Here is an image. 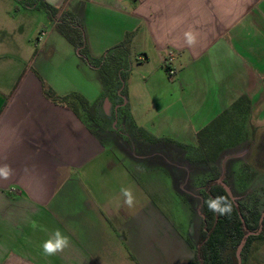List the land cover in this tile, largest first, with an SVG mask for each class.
Returning <instances> with one entry per match:
<instances>
[{"label": "crops", "instance_id": "0c3cea01", "mask_svg": "<svg viewBox=\"0 0 264 264\" xmlns=\"http://www.w3.org/2000/svg\"><path fill=\"white\" fill-rule=\"evenodd\" d=\"M8 1L0 0V167L13 174L0 179V264H163L173 256L164 248L154 261L143 251L149 206L159 215L147 187L70 108L44 95L43 83L66 94L32 71L35 52L19 43L21 8ZM44 1L62 7L52 25L65 11L80 17L91 57L99 43L107 54L130 35L128 45L155 60L165 83L201 103L199 131L242 97L251 101L249 118L264 120V0ZM186 31L197 35L192 47ZM67 51L69 60L78 55ZM121 188L132 189L134 207L124 205ZM57 229L70 246L46 256L42 244Z\"/></svg>", "mask_w": 264, "mask_h": 264}, {"label": "rangeland", "instance_id": "374dc122", "mask_svg": "<svg viewBox=\"0 0 264 264\" xmlns=\"http://www.w3.org/2000/svg\"><path fill=\"white\" fill-rule=\"evenodd\" d=\"M6 4L5 0L3 7ZM19 7V43L21 52L26 47L35 52L32 71L41 79L43 76L46 80L59 84L56 86L66 94L65 97L78 95L90 106L96 105L102 98L96 121L81 112L85 122L94 128L106 147L113 150L121 158V162H125L139 177L147 187L150 199L157 205L159 215L153 218L150 212L154 206H149L148 231L144 229L142 234L147 243V247L143 249L146 257L151 261L157 260L159 251L164 248V252L173 256H169V259L166 257L163 264H192L201 239L204 183L210 174L206 164L193 165L188 162L179 144H197L199 127L196 126L206 122L205 116L203 119L201 112L197 111L201 103L191 101L186 93L187 89L182 92V87L177 89L165 83L163 77L167 78L160 70L155 69V60L152 58L150 63L147 62L138 44L131 47L128 45L131 53L121 74L117 76V87L113 95H109L99 72H94L76 53L70 60L67 55H63L66 50L69 53L74 48L61 34L58 26L52 25L45 8L31 7L32 10H29L26 6ZM58 39L60 45L56 41ZM115 40L117 38L100 41ZM130 41L129 35L123 42ZM89 42L91 43L90 38ZM98 46L100 49H95V57H91L97 64L106 54L101 51L102 44L99 43ZM53 48L58 51L55 53ZM63 57L67 64L64 67L60 65L58 69ZM139 57L144 60L141 61ZM104 98L110 100L107 107L104 105ZM140 128L163 141L155 144L144 140L136 131ZM112 135L116 141L109 140ZM233 138L238 139V145L225 152L219 161L222 179L224 182L228 179V184L231 182L232 187L237 190V173L234 174V171L249 166L257 175L251 180L250 189L243 193L251 197L255 194L264 197V120L249 118L239 134L233 133ZM236 192L234 196L237 201H250L245 200L248 198L246 194ZM166 221L165 225L162 224ZM171 261L173 262L169 263ZM236 263L238 264V260ZM242 264H264V242H254L251 251L242 259Z\"/></svg>", "mask_w": 264, "mask_h": 264}, {"label": "trees", "instance_id": "16d2710c", "mask_svg": "<svg viewBox=\"0 0 264 264\" xmlns=\"http://www.w3.org/2000/svg\"><path fill=\"white\" fill-rule=\"evenodd\" d=\"M15 1L17 2L15 11L19 9V6L43 7L51 21L56 19L60 11L44 0ZM57 26L61 34L78 52V55L91 67L97 68L105 86V91H108L109 95H113L117 87V76L121 74L122 67L125 65L126 59L130 55L128 42H123L121 45L110 50L97 64L88 52L83 23L80 17L72 12L65 11L58 19ZM170 69L168 65L165 66L169 78L172 79L173 76L169 74ZM43 90L44 95L48 99L53 101V103L65 105L70 108L85 124L87 123L81 112L86 113L89 118L96 121L98 117L96 105L90 106L78 95L72 97L58 96L44 83ZM250 108L251 101L246 97L240 98L229 110L223 112L219 117L215 118L198 132L197 144L195 146L179 144L188 162L193 165L206 164L210 174V177L206 179L204 183L201 206L203 213L201 239L199 246L196 248L192 264H237L236 252L246 234L259 232L260 219L264 212V200L262 201L264 197L260 194H255L251 197V195L248 196L247 193H243L250 189L251 182L253 181L252 179L257 175L256 171H253L249 166H243L237 171H234V174L237 173L235 174L237 190L232 187L231 182L230 185L228 184V179L227 182L225 181V183L231 187V190L233 189V195L236 196V191L246 194L248 198L245 200L250 199L247 203L244 201L234 202L223 186L218 183V179L221 176L219 161L225 152L231 151L238 145V139L233 138V133L239 134L241 132V128L249 119ZM87 126L89 131L101 140L94 128L89 125ZM136 131L140 137L148 142L156 144L163 141L149 134L144 129L140 128L136 129ZM112 138H109V140H117ZM101 142L105 144L102 140ZM218 195L228 196L229 200L232 202L233 210L230 215L221 216L208 210L204 203L205 200ZM256 241L264 242V219L262 222V230L259 234L250 235L246 239V244L241 254L243 260L247 253L251 251L252 245Z\"/></svg>", "mask_w": 264, "mask_h": 264}, {"label": "clouds", "instance_id": "9594fccd", "mask_svg": "<svg viewBox=\"0 0 264 264\" xmlns=\"http://www.w3.org/2000/svg\"><path fill=\"white\" fill-rule=\"evenodd\" d=\"M184 41L189 46L192 47L196 44L197 35L193 31H186L184 33ZM13 174V169L5 164L0 167V179L7 180ZM121 195L124 198V205L128 208L135 206V197L133 191L130 188H121ZM209 211L217 215H230L233 210L232 202L229 200L228 196H215L210 197L204 202ZM33 229L38 227L36 221H31L30 225ZM41 230L43 229L42 226ZM70 238L67 235H64L59 229H57L53 235L42 244L43 253L46 256H53L58 253L63 252L66 248L70 246Z\"/></svg>", "mask_w": 264, "mask_h": 264}, {"label": "water", "instance_id": "95a60500", "mask_svg": "<svg viewBox=\"0 0 264 264\" xmlns=\"http://www.w3.org/2000/svg\"><path fill=\"white\" fill-rule=\"evenodd\" d=\"M218 183H220L223 188L225 189V191L227 192V194L229 195V197L234 201L237 202L236 197L233 195V192L231 190V188L224 182V179H222V177L220 176V178L218 179ZM264 219V212L261 215V219H260V229L259 232L262 230V222ZM258 233H248L246 234L245 238L243 239V241L241 242V244L239 245L237 252H236V256H237V260H238V264H242V250L246 244V239L250 236V235H258Z\"/></svg>", "mask_w": 264, "mask_h": 264}, {"label": "built area", "instance_id": "2783aa9c", "mask_svg": "<svg viewBox=\"0 0 264 264\" xmlns=\"http://www.w3.org/2000/svg\"><path fill=\"white\" fill-rule=\"evenodd\" d=\"M172 57H173V56H170V58H172ZM169 74H170L171 76H174V72H173L172 69H170Z\"/></svg>", "mask_w": 264, "mask_h": 264}]
</instances>
